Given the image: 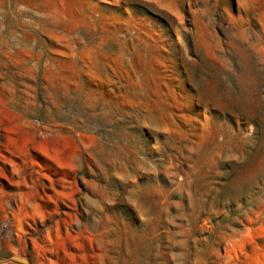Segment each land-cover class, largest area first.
<instances>
[{"label": "rangeland", "instance_id": "rangeland-1", "mask_svg": "<svg viewBox=\"0 0 264 264\" xmlns=\"http://www.w3.org/2000/svg\"><path fill=\"white\" fill-rule=\"evenodd\" d=\"M0 264H264V0H0Z\"/></svg>", "mask_w": 264, "mask_h": 264}, {"label": "built area", "instance_id": "built-area-1", "mask_svg": "<svg viewBox=\"0 0 264 264\" xmlns=\"http://www.w3.org/2000/svg\"><path fill=\"white\" fill-rule=\"evenodd\" d=\"M1 221H2V220H1V216H0V223H1Z\"/></svg>", "mask_w": 264, "mask_h": 264}]
</instances>
